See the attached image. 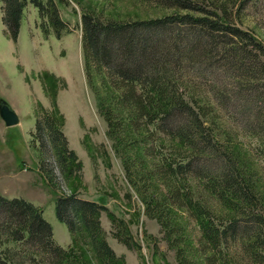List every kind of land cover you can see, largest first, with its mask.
<instances>
[{
    "label": "trees",
    "instance_id": "16d2710c",
    "mask_svg": "<svg viewBox=\"0 0 264 264\" xmlns=\"http://www.w3.org/2000/svg\"><path fill=\"white\" fill-rule=\"evenodd\" d=\"M2 1V21L15 39L27 0ZM29 1L40 16H46L57 35L66 28L55 0ZM143 1L172 11L128 21L102 20L86 11L80 16L88 81L94 72L106 78L118 93V106L127 111L128 125L146 130L151 153L155 145L149 125L176 141L174 156L158 157L152 171L135 169L137 178L131 183L141 194L143 212L168 226L166 204H181L185 199L194 210L205 264H225L229 257L220 243L229 240H237L251 261L264 264V215L255 191L257 176L238 160L228 137L217 140L216 113L194 86L207 85V95L223 112L229 111L231 92L236 101L241 97L245 101L239 110L243 128L259 140L256 147L264 153V47L220 5L210 8L199 0ZM183 62L195 66L199 80H182ZM104 114L111 129L121 127V119H113L111 108H105ZM44 120L46 125H41L38 118L36 128L48 136L63 175L71 176L78 163L74 162L75 152L54 117L47 114ZM129 166L126 163L130 172ZM155 173L169 180L162 197L149 190ZM186 177L200 181V190L218 200L226 213H214L203 203L200 190L193 198ZM54 203L56 217L73 237L66 246L54 239L52 225L40 206L22 196L0 194V264L74 263L78 242L90 249L100 264H114L121 255L106 239L100 219L103 210L110 215L115 237L128 248L137 247L123 218L103 203L77 192L57 195Z\"/></svg>",
    "mask_w": 264,
    "mask_h": 264
},
{
    "label": "rangeland",
    "instance_id": "374dc122",
    "mask_svg": "<svg viewBox=\"0 0 264 264\" xmlns=\"http://www.w3.org/2000/svg\"><path fill=\"white\" fill-rule=\"evenodd\" d=\"M55 1L60 17L66 22V28L59 35L46 16H40L37 7L27 0L17 37L13 39L2 21L4 3L0 0V98L19 116L18 123L13 125H6L0 117V194L22 196L40 206L43 216L52 225L54 239L63 246L73 241V237L55 215L57 195L77 192L81 197L103 203L123 218L132 240L137 243V247L128 248L119 241L113 234L109 213L101 211L106 239L116 254L121 255L114 264H205L200 254V231L190 204L185 199L181 204L167 203L169 222L164 226V222L143 212L141 194L131 183V179L137 178L135 169L138 167L152 171L158 157L174 156L175 139L149 125L154 131L155 148L151 153L147 148L151 139L146 140V130H133L128 125L127 111L118 106V93L108 85L106 78L94 72L88 81L82 51L80 16L85 11L102 20L128 21L161 16L172 9L143 0ZM199 1L210 8L225 7L236 25L251 33L264 47V0ZM183 64L180 67L182 80L187 78L192 83L200 79L194 65ZM194 86L216 113L217 140L221 142L228 137L238 153V160L257 176L255 191L264 215V153L256 147L259 140L243 128L245 123L239 110L245 101L241 97L236 101V94L231 92L228 114L217 102L211 101L207 85L196 83ZM107 107L111 108L113 119H121L120 128H110L104 114ZM47 114L54 117L68 147L75 152L74 162L78 163L71 176L63 175L48 136L36 128L38 118L41 125H46ZM126 163L130 165V172ZM167 182V178H159L155 173L149 190L162 197L167 191ZM184 182L195 198L200 181L186 177ZM137 185L140 187V183ZM200 191L203 203L214 213H226L227 209L220 206L218 200ZM75 247L78 259L70 264H100L83 243L78 242ZM220 247L228 253L229 260L225 264H256L244 254L237 240L221 242Z\"/></svg>",
    "mask_w": 264,
    "mask_h": 264
},
{
    "label": "water",
    "instance_id": "95a60500",
    "mask_svg": "<svg viewBox=\"0 0 264 264\" xmlns=\"http://www.w3.org/2000/svg\"><path fill=\"white\" fill-rule=\"evenodd\" d=\"M0 117L6 125H13L19 121L18 113L4 98H0Z\"/></svg>",
    "mask_w": 264,
    "mask_h": 264
}]
</instances>
